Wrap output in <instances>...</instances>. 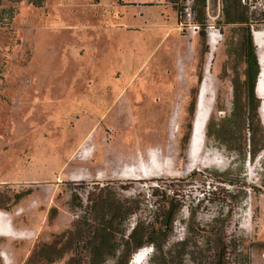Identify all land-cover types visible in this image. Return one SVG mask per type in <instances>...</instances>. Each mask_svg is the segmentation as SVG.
Here are the masks:
<instances>
[{"label":"rangeland","instance_id":"374dc122","mask_svg":"<svg viewBox=\"0 0 264 264\" xmlns=\"http://www.w3.org/2000/svg\"><path fill=\"white\" fill-rule=\"evenodd\" d=\"M33 2L0 0V225L9 234L0 236V264H86L76 222L87 192L108 188L142 208L153 201L151 188L167 186L182 199L170 243L196 244L182 264H209L215 228L225 230L228 264H264V150L252 160L246 152L242 165L205 136L208 120L212 134L234 112L230 137L248 149L245 25L226 24V0L205 4L204 38L179 26L170 0ZM240 3L252 39L264 33V4ZM196 9L200 16L201 2ZM255 49L264 77V39ZM202 82L205 116L192 143ZM257 83L253 129L261 144L264 80ZM216 187L232 201L222 202ZM147 248L144 264H156ZM117 262L118 253L102 264Z\"/></svg>","mask_w":264,"mask_h":264},{"label":"trees","instance_id":"16d2710c","mask_svg":"<svg viewBox=\"0 0 264 264\" xmlns=\"http://www.w3.org/2000/svg\"><path fill=\"white\" fill-rule=\"evenodd\" d=\"M35 1L33 2L35 6H42L43 0ZM199 1L202 12L200 16L197 14L196 23L201 26L200 37L204 38L203 30L206 26V19L203 10L205 2H203L204 0ZM223 3L226 24L245 25L240 40V56L245 66L243 76L247 101L243 118L248 125V149L246 150V146L234 142L230 137V128L235 123L234 112L232 116L226 114V117L219 119L217 130H213L212 134L209 133L211 125L208 120L205 124V136L211 137L218 148L225 147L230 154L240 156V163L243 165L246 152L252 160L260 151L264 150V140L263 143L257 144L253 129L259 105L255 95V84L260 70L255 45L249 32L253 22L249 20L245 6L241 5L240 0H226ZM193 115L194 110L192 111V124ZM213 129H215V125ZM231 157L233 158V155ZM229 171V169L226 170V187H233L237 182L227 177V174L233 176ZM245 185L242 184L241 187H245ZM248 187L253 192L256 189L252 186ZM215 189H217L216 193L221 196L222 202L226 201L227 204L228 201H232L233 197L228 189L226 191L218 187ZM241 191L244 190L241 189ZM179 193L180 189L175 186L151 188L149 196L153 198V201L149 207L143 205L141 208L142 204H139L137 200L120 199L117 193L112 194L108 188L101 187L96 188L94 192H87L83 214L76 222L78 236L80 235V242L83 243L85 257L88 258L86 264H102L107 257L116 253H118V264H128L129 257L133 253L147 247L152 249L151 258L156 259V264H182L186 258H193L196 253V244L192 241L189 243L187 238H181L180 241L170 243L173 238L174 224L182 209V199ZM242 193L245 197V192ZM233 207L229 204L230 212ZM192 217L193 215L190 214V221ZM131 219H133L132 223H130ZM192 226L193 223L187 226L186 234L193 235L195 233ZM209 233L214 238L212 245L207 248L209 264H228L232 253L225 242V230L215 228V232L210 230ZM120 258H123V261L120 262Z\"/></svg>","mask_w":264,"mask_h":264},{"label":"bare ground","instance_id":"6f19581e","mask_svg":"<svg viewBox=\"0 0 264 264\" xmlns=\"http://www.w3.org/2000/svg\"><path fill=\"white\" fill-rule=\"evenodd\" d=\"M209 35H212V34H209ZM253 39H254V44L256 46L262 48V41L264 39V33L263 32H255L253 34ZM259 65H260L261 69H260L258 77H257L258 88L261 86L262 80H264L263 72H262V66H263L262 60H259ZM206 72H207V68L205 70V74H206ZM202 84H203V82L199 86L201 91L198 92L199 94H198V103H197V109H196V117H195L194 123L192 125L193 126L192 127V133H191L192 143L199 140L201 130L203 127V122H204V116H205L204 108H203L204 84H203V86H202ZM201 86H202V88H201ZM1 229H3V228L0 227V236L1 237H6L9 235L6 232H2ZM143 249L144 248L139 249L137 252H135L128 264H144L145 260H147V257L149 256V253L142 251Z\"/></svg>","mask_w":264,"mask_h":264},{"label":"built area","instance_id":"2783aa9c","mask_svg":"<svg viewBox=\"0 0 264 264\" xmlns=\"http://www.w3.org/2000/svg\"><path fill=\"white\" fill-rule=\"evenodd\" d=\"M150 2H153L156 5L160 2H167V0H150ZM170 2H176L179 26L185 29L187 32H189V34H192V35L200 34L201 26L198 23H196V17H197L196 6H197V2H200V1L199 0H170ZM203 2H205L206 4L207 2H221V0H204ZM258 2H262L264 4V0H258ZM205 9H206V17L210 18L208 14L207 6H205ZM205 28L203 30L204 32H205ZM208 30H210L211 31L210 33L213 34L212 32L215 31V28L213 26H209Z\"/></svg>","mask_w":264,"mask_h":264},{"label":"clouds","instance_id":"9594fccd","mask_svg":"<svg viewBox=\"0 0 264 264\" xmlns=\"http://www.w3.org/2000/svg\"><path fill=\"white\" fill-rule=\"evenodd\" d=\"M142 251H144V252H149V249H148V248H145V249H143Z\"/></svg>","mask_w":264,"mask_h":264},{"label":"water","instance_id":"95a60500","mask_svg":"<svg viewBox=\"0 0 264 264\" xmlns=\"http://www.w3.org/2000/svg\"><path fill=\"white\" fill-rule=\"evenodd\" d=\"M199 94V93H198ZM198 97V96H197ZM197 103H198V101H197ZM196 107H197V104H196ZM195 114H196V112H195ZM195 117H196V115H194V118H193V123H194V119H195ZM193 127V126H192Z\"/></svg>","mask_w":264,"mask_h":264},{"label":"flooded vegetation","instance_id":"af4514ba","mask_svg":"<svg viewBox=\"0 0 264 264\" xmlns=\"http://www.w3.org/2000/svg\"><path fill=\"white\" fill-rule=\"evenodd\" d=\"M199 91H200V87H199ZM197 108V107H196Z\"/></svg>","mask_w":264,"mask_h":264},{"label":"crops","instance_id":"0c3cea01","mask_svg":"<svg viewBox=\"0 0 264 264\" xmlns=\"http://www.w3.org/2000/svg\"><path fill=\"white\" fill-rule=\"evenodd\" d=\"M201 91V90H200ZM0 227H2L1 225H0Z\"/></svg>","mask_w":264,"mask_h":264}]
</instances>
